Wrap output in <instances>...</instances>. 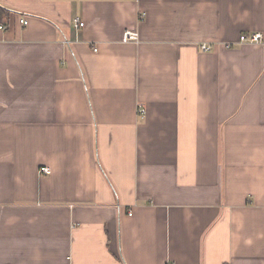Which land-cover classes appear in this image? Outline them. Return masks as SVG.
Returning a JSON list of instances; mask_svg holds the SVG:
<instances>
[{
    "label": "crops",
    "instance_id": "1",
    "mask_svg": "<svg viewBox=\"0 0 264 264\" xmlns=\"http://www.w3.org/2000/svg\"><path fill=\"white\" fill-rule=\"evenodd\" d=\"M0 8V264H264V0Z\"/></svg>",
    "mask_w": 264,
    "mask_h": 264
},
{
    "label": "built area",
    "instance_id": "2",
    "mask_svg": "<svg viewBox=\"0 0 264 264\" xmlns=\"http://www.w3.org/2000/svg\"><path fill=\"white\" fill-rule=\"evenodd\" d=\"M22 24H27V21L25 19L21 20ZM74 23L77 27H83L84 26V21L81 19V17H75ZM240 42L242 43H250V44H256V43H262L263 42V34L262 32H251V33H244L240 37ZM230 47V44L227 45ZM201 49L203 51H210L212 47L207 44H202L200 45ZM41 173H44L45 175H48L51 173V168L50 167H43L40 169Z\"/></svg>",
    "mask_w": 264,
    "mask_h": 264
},
{
    "label": "trees",
    "instance_id": "3",
    "mask_svg": "<svg viewBox=\"0 0 264 264\" xmlns=\"http://www.w3.org/2000/svg\"><path fill=\"white\" fill-rule=\"evenodd\" d=\"M0 12H2V9L0 8Z\"/></svg>",
    "mask_w": 264,
    "mask_h": 264
}]
</instances>
